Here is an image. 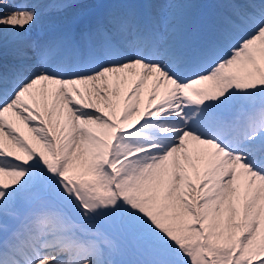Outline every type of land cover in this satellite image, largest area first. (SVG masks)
I'll return each mask as SVG.
<instances>
[{
    "label": "snow or ice",
    "instance_id": "1",
    "mask_svg": "<svg viewBox=\"0 0 264 264\" xmlns=\"http://www.w3.org/2000/svg\"><path fill=\"white\" fill-rule=\"evenodd\" d=\"M0 264H264V0H0Z\"/></svg>",
    "mask_w": 264,
    "mask_h": 264
}]
</instances>
